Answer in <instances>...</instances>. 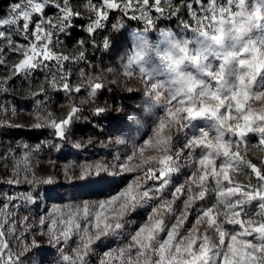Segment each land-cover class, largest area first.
<instances>
[{
	"label": "snow or ice",
	"instance_id": "obj_1",
	"mask_svg": "<svg viewBox=\"0 0 264 264\" xmlns=\"http://www.w3.org/2000/svg\"><path fill=\"white\" fill-rule=\"evenodd\" d=\"M49 6L57 10L54 17L45 15ZM83 9L89 14L85 31L90 37L105 26L112 11L141 20L150 28L155 23L153 11L159 17L165 14L175 17L187 9L196 21L192 32L199 31L205 40L210 31L219 30L217 25L222 27L229 21L235 24L237 18L244 19L254 29L264 24V7L251 8L255 11L250 15L247 0H226V4H220L219 0H208L207 4L205 0H181L180 4L172 0H96L95 3L86 0ZM84 12L75 10L71 0H17L10 5L8 16L0 18V28L9 29L0 30V66L7 68V53L20 57L11 65L10 75L0 78L3 86L0 92L6 91L7 83L17 76L30 81L37 71L44 73V83L30 94L35 101V123L29 128L49 132V137L35 146L18 142L19 156L0 157L5 163L8 159L14 160L8 184L23 183L29 188L19 194L3 193L0 199V264H45L43 246L35 239L38 235L47 236L52 246L63 244L58 247L55 264H92L93 256L97 257L96 264H264V82H261L264 80V41L258 44L250 35L251 46L242 47L238 54L239 66L231 62L226 70L222 53L207 48L193 49L192 59L199 60L207 71L175 94L169 88L163 114L153 121L151 135L142 144L133 138L131 154L123 162L120 156H114L111 166L102 161L85 160L65 162L58 169L70 186L87 188L118 186L128 174L137 173L119 192L95 202L73 201L62 208L54 207L39 217V226L30 224L27 215L17 219L12 209L35 205L37 189L41 186L59 185L54 160L47 161L52 164L49 173L37 175L39 163L32 164L33 159L39 161L37 154L45 148L62 151L65 144L76 150L86 147L79 141L73 142L72 133L74 125L86 119L82 116L83 106L94 101L103 90V77L81 71V82L73 85L71 69L66 65L83 61L85 52L81 50L70 56L55 51L63 46L60 36L69 35L73 19L83 18ZM120 21L113 24V29L121 27ZM16 35L27 43L16 41ZM188 43L184 41L185 45ZM83 46L81 39L76 47ZM103 46L109 47V38L105 37ZM144 50L142 47L133 52L123 66V75L131 79L138 73L145 88L149 85L157 88L142 66ZM45 85L53 91H63L68 99V110L59 118L46 108ZM81 91L86 92L87 99L77 103L73 97ZM40 96L44 99L40 100ZM0 110L6 113L0 119V129L23 127L13 125L7 116L9 111L16 113L14 107L9 110L0 105ZM91 111L95 116H102L107 109L95 107ZM129 119H135L137 131L144 127L140 119ZM252 135L257 137L255 144H250ZM91 143L89 140L88 144ZM115 143L126 141L117 138ZM250 148L258 153L259 164L250 158ZM147 150L156 154L145 156ZM134 159L140 162L133 164ZM182 167H195L196 171L187 183L175 187L172 199L168 200L163 193ZM236 173L245 174L247 182H238ZM149 181L153 183L149 185ZM44 191L47 198V188ZM212 191L216 194V203L199 209L192 229L185 230L197 201L204 200ZM185 192L187 198L177 214L176 201ZM254 202L257 211L249 215L247 208ZM149 206L151 212L145 222L135 231H129L128 226L134 224L129 218ZM170 218H174V223L169 227ZM237 225L239 230L228 227ZM182 231H187V235H182ZM165 232L166 238L161 239ZM73 237L75 246L69 251ZM112 240L122 242L113 245ZM12 241L16 242L17 251H13ZM100 245L106 246L102 252H98Z\"/></svg>",
	"mask_w": 264,
	"mask_h": 264
},
{
	"label": "rangeland",
	"instance_id": "obj_2",
	"mask_svg": "<svg viewBox=\"0 0 264 264\" xmlns=\"http://www.w3.org/2000/svg\"><path fill=\"white\" fill-rule=\"evenodd\" d=\"M17 0H5L4 12L0 15V18H6L10 12V5L16 3ZM95 3L96 0H93ZM174 4H180L181 0H172ZM208 0H205L207 4ZM220 4H226V0H219ZM86 0H71L72 7L84 12L83 5ZM261 6L264 7V0H247V7L249 9ZM166 7V5H165ZM197 11L199 8L197 6ZM233 10L235 6L233 5ZM57 10L54 7L49 6L45 15L54 17ZM88 13L84 12V20H78L74 18L72 27L68 30L69 35H61L60 40L63 42V46L56 48V52H64L68 55L78 54L79 51L85 52V59L79 63H69L67 68L71 69V83L76 85L81 82L80 72L84 71L86 74H99L103 77L104 88L98 94L96 99L83 106L82 116L85 120L77 122L74 125V131L72 133L73 142L79 141L85 144L86 147L76 150L71 147L70 144L63 145L62 151H53L50 149H43L37 155V159L32 160V164L39 163L37 168V175L47 174L52 169V164L48 163L49 160L56 161L57 171L55 175L59 178V185L41 186L37 189L38 202L31 206H22L14 208L12 211L17 213V219L22 220L24 216H30L29 223L37 226L39 217L44 213L53 210L54 207H64L65 205L76 201L87 200L90 202L107 199L123 188L126 183L131 180L137 173H130L127 175L124 181L118 186L109 185L100 188H87V187H73L67 184L63 175L60 174L59 168L63 167L65 162L71 163L73 161L83 162L85 160L95 162L102 161L111 166L112 158L114 156H120L121 162L126 158V155L131 154L132 151V139L135 138L137 144H142L143 139L151 135V128L153 121L163 114V107L155 109V115L151 106H148L143 100V85L139 83V75L137 73L135 78H128L123 75V66L127 63L128 58L138 48H151L155 46L159 48L160 45L167 42L173 35L179 37H190L193 35L192 28L196 27V21L191 19L187 9L180 12L178 16L172 17L165 14L163 17H159L154 11L151 13L155 23L152 27H147L141 20L129 19L124 17L119 11H112L107 19L105 26L97 30L94 37H90L85 31V27L89 23ZM139 15V13H137ZM121 20V27L113 29V24ZM22 24V21H21ZM188 24L189 27L185 28L184 25ZM73 28L80 29L75 34ZM0 30L9 31L7 27L0 28ZM105 37L109 38V47L104 48L103 41ZM250 38L258 44L264 41V24L257 27L250 33ZM16 41L20 43H27L23 41L19 35L14 36ZM84 40L83 48L76 47L79 40ZM19 55L16 53H7V68L0 66V78L10 75L11 65L18 62ZM154 59V58H153ZM147 61H143L146 63ZM215 63V62H214ZM111 69V71H108ZM259 79V78H258ZM261 82H264L262 80ZM42 83H44V73L37 71L29 80L24 79L22 76H17L11 79L7 85L6 91L0 92V105L7 107L9 110L13 107L17 110L15 114L11 111L7 113L10 122L13 125H22L23 127H6L0 129V157L15 155L19 156L20 149L17 147L18 142H26L30 146H35L40 141L49 137V132L44 131H32L29 126L35 123L34 120V99L30 98V94L37 92ZM46 86V85H45ZM3 87V86H0ZM48 100L46 102V108L51 109L57 118L66 113L68 99L63 91H53L46 86ZM40 100L44 99V96L38 97ZM74 100L78 103L82 99H87L86 92L81 91L79 94H74ZM95 107H104L107 112L102 116L93 115L91 109ZM151 111H147L146 109ZM6 113L0 110V119L5 117ZM135 117L140 119L144 123V127L137 131V124L135 119H129ZM117 138L124 139L126 143L117 144L115 140ZM180 140L183 139L182 134ZM91 140L92 143L88 144ZM250 144L257 142V137L252 135L249 137ZM105 144L106 147L101 145ZM179 143V141H178ZM182 146V144L180 145ZM11 150H15L12 153ZM251 159L253 163L259 164L260 160L257 159L258 153L255 149H251ZM153 150H147L145 156L155 155ZM199 154V150H197ZM139 159H134L133 164L139 163ZM183 164V160L180 161ZM14 160L8 159L5 163L3 159H0V199H3V193L19 194L29 190L28 185L21 183L20 185H9L8 180L11 177V169L13 168ZM196 171L195 167H182L180 171L172 177V182L168 188L164 191L163 195L168 200H171V193L176 186L185 184L189 178ZM237 181L240 183H246L248 177L243 173H236ZM144 177L141 175V180ZM252 182L255 183V178H252ZM149 185L153 182L149 181ZM214 187V184H212ZM47 188V198H45L44 189ZM187 198V193L176 201L175 207L177 214L183 206V200ZM153 204H159V201H153ZM216 203V194L214 191L206 194V198L202 201H197L192 214L189 216L187 223L185 224V230L192 229L195 220L197 218V211L201 208L211 207ZM257 211L256 203L248 206L247 212L249 215L254 214ZM151 212V206L138 210V212L130 217L134 224L128 226L129 231H135L142 223L145 222L148 214ZM59 215V213H57ZM171 223H174V218L168 220L169 227ZM234 227L239 230V226ZM202 229L201 231H205ZM209 231V234L213 237L216 236L214 231ZM167 233L161 234V239L166 238ZM182 235H187V231H182ZM29 242L32 236H29ZM35 239L43 246L45 252V264H55L58 257V247H63V244L59 246H52L49 244L47 236H36ZM75 237L69 242V251L71 247L75 246ZM122 241L112 240L111 244L121 243ZM13 251H17L16 242L12 241ZM105 245H100L98 252L105 250ZM35 255V253H33ZM92 264H96L97 257H91Z\"/></svg>",
	"mask_w": 264,
	"mask_h": 264
},
{
	"label": "clouds",
	"instance_id": "obj_3",
	"mask_svg": "<svg viewBox=\"0 0 264 264\" xmlns=\"http://www.w3.org/2000/svg\"><path fill=\"white\" fill-rule=\"evenodd\" d=\"M254 11L251 9L249 14H253ZM217 28L218 31L209 32L207 40L197 31L192 32L193 35L190 37L173 35L159 48L153 46L144 50L142 62H147L142 66L146 73L151 75L152 83L156 84L157 88H152L151 85L145 88L143 80H139V83L143 85V100L151 106L153 112L166 103L170 95L169 88L172 89L171 94H175L180 89H186L190 80L195 81L200 73L207 71L199 60L192 59L193 49L207 48L222 53L225 70L231 62L239 66L238 54L242 47L251 46L249 35L254 28L249 27L242 18H237L235 24L229 21L222 27L217 25ZM185 40L189 41L187 45L184 44Z\"/></svg>",
	"mask_w": 264,
	"mask_h": 264
},
{
	"label": "trees",
	"instance_id": "obj_4",
	"mask_svg": "<svg viewBox=\"0 0 264 264\" xmlns=\"http://www.w3.org/2000/svg\"><path fill=\"white\" fill-rule=\"evenodd\" d=\"M4 6H5V0H0V15H2V13L4 12ZM78 20H81V22H82V20H84V18H78ZM79 30L76 28H73L72 31L75 32V34H76L77 32H79Z\"/></svg>",
	"mask_w": 264,
	"mask_h": 264
}]
</instances>
